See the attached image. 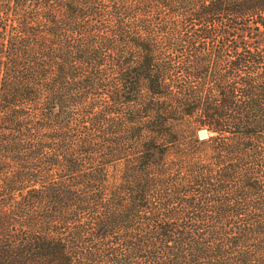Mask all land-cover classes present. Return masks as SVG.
<instances>
[{
  "label": "trees",
  "instance_id": "obj_1",
  "mask_svg": "<svg viewBox=\"0 0 264 264\" xmlns=\"http://www.w3.org/2000/svg\"><path fill=\"white\" fill-rule=\"evenodd\" d=\"M0 264H264V0H0Z\"/></svg>",
  "mask_w": 264,
  "mask_h": 264
},
{
  "label": "water",
  "instance_id": "obj_2",
  "mask_svg": "<svg viewBox=\"0 0 264 264\" xmlns=\"http://www.w3.org/2000/svg\"><path fill=\"white\" fill-rule=\"evenodd\" d=\"M199 134H200V136L205 137L207 132H206V130H200Z\"/></svg>",
  "mask_w": 264,
  "mask_h": 264
},
{
  "label": "rangeland",
  "instance_id": "obj_3",
  "mask_svg": "<svg viewBox=\"0 0 264 264\" xmlns=\"http://www.w3.org/2000/svg\"><path fill=\"white\" fill-rule=\"evenodd\" d=\"M200 132V131H199ZM202 137V136H201Z\"/></svg>",
  "mask_w": 264,
  "mask_h": 264
}]
</instances>
